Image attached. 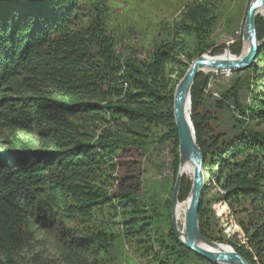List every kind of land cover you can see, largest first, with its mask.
Wrapping results in <instances>:
<instances>
[{
    "label": "trees",
    "instance_id": "trees-1",
    "mask_svg": "<svg viewBox=\"0 0 264 264\" xmlns=\"http://www.w3.org/2000/svg\"><path fill=\"white\" fill-rule=\"evenodd\" d=\"M107 1L0 0V240H18L19 232L30 228L29 218L36 230L50 228L55 213L43 208L45 193L52 200L73 198L71 214H64L67 220L102 227L73 238L79 249H101L115 240L103 228L108 225L101 220L104 205L121 218L110 224L120 225L124 235L150 239L155 219L145 213L154 212V206L149 209L134 187H122L126 176L116 177L122 164L118 157L166 139L177 171L175 87L201 56L187 54L182 36L203 35L216 15L204 5L187 7L173 21L170 39L139 58L132 47L117 46L105 24ZM255 23L263 41L244 69L251 83L250 102L240 106L228 93L214 100L217 107L232 104L244 119L232 114L227 130L209 124L211 116L202 103L209 78L202 72L190 91V119L207 174L198 210L201 234L228 244L248 264H264V131L256 123L264 122V15L257 14ZM181 54L187 62L179 59ZM72 176L84 185L79 187ZM118 178L119 190L110 192ZM191 185L183 175L179 201L187 199ZM212 188L215 200L243 215L236 221L244 237L210 234L205 195ZM167 235L180 251L157 238L164 259L174 255L178 262L194 253L173 228Z\"/></svg>",
    "mask_w": 264,
    "mask_h": 264
},
{
    "label": "rangeland",
    "instance_id": "rangeland-1",
    "mask_svg": "<svg viewBox=\"0 0 264 264\" xmlns=\"http://www.w3.org/2000/svg\"><path fill=\"white\" fill-rule=\"evenodd\" d=\"M250 2L251 0H108L109 11L105 24L115 34L119 48L132 47L137 56L143 58L154 46L170 39L173 21L177 20L187 7L204 5L209 8L207 9L210 10L209 13L216 15L215 22L210 28L205 29L203 35L198 32L183 35L185 51L193 59L198 54L215 56L225 51L239 58L248 40L245 35V23ZM210 20L212 22L213 18ZM199 40H203L202 43H199ZM234 50H238V53H234ZM179 59L187 62L185 54H181ZM201 72L208 76V80L213 81V86L220 96L228 93L231 102L237 101L240 106L250 102L251 83L248 73L244 70L229 72L212 69ZM214 100L215 98L210 95L202 96V103L211 116L209 124L217 130H227L234 122L232 112L228 105L217 107ZM256 123L257 128L264 131V122ZM171 149L170 140L165 139L162 142L155 141L149 144L143 152L133 150L128 154H120L118 160L122 164L116 172V177L126 176V178L121 179L123 182L118 178L110 189V192L119 190L120 182L125 189L132 186L140 199L150 204L149 209L154 206V212L145 213V216L153 215L155 219V223L150 227L149 240L145 235L139 236L137 240L124 235L120 225L110 224L119 222L121 218L118 215L117 218L113 217L112 206L104 205L101 220L103 224L109 226L103 228L106 232L115 235V240L105 248L79 249L73 243V238L84 237L88 231L102 227L100 225L97 227V224L92 222L67 220L64 214H71L68 205L75 206L73 198L61 197L59 200H52L45 193L42 206L49 213H55L54 223L49 229L36 230L32 219L29 218L30 228L22 229L18 240L11 242L0 240V264L10 262H14L13 264H161L159 260L164 259L165 252L158 249L157 238H162L169 245H173V252L180 251L167 235L171 227L179 239L177 229L181 228V221L174 220L171 205L179 168L178 166L177 171H174ZM206 175L205 173V180ZM71 178L73 182L79 184V187L84 185L76 176ZM188 179L191 180L190 177ZM216 198L217 193L214 188L208 190L205 195V199L208 200L205 207L210 216V234L214 237L226 238L238 233L241 238L244 237L236 221L237 216L243 218V215H236L226 202L217 201ZM169 200L170 204H168ZM207 240L228 245L219 240ZM164 260L166 263L162 264H210L195 253H187L186 257L178 262L174 261V255H169Z\"/></svg>",
    "mask_w": 264,
    "mask_h": 264
},
{
    "label": "water",
    "instance_id": "water-1",
    "mask_svg": "<svg viewBox=\"0 0 264 264\" xmlns=\"http://www.w3.org/2000/svg\"><path fill=\"white\" fill-rule=\"evenodd\" d=\"M261 6H264V0H251L248 7L245 35L250 44V49L245 57L226 61L215 59L214 56H200L192 61L175 87L173 116L178 137V166L180 167L182 163L189 161L194 168L193 178L191 179L192 185L189 193L191 194V199L185 216V236L184 239L179 240L188 250H191L209 263L248 264V262L231 246L226 245L228 250L214 252L197 245V241L201 238H205L201 234L198 220V210L205 181L204 159L196 143L194 128L190 119V111L188 119L185 117V107L188 105V108L191 109L190 91L197 75L202 71L203 67L209 66L217 71L233 72L244 70L252 64L257 50L263 41L258 39L255 23L257 9ZM182 176L178 168L171 197L172 208L174 204L178 202L177 196Z\"/></svg>",
    "mask_w": 264,
    "mask_h": 264
},
{
    "label": "bare ground",
    "instance_id": "bare-ground-1",
    "mask_svg": "<svg viewBox=\"0 0 264 264\" xmlns=\"http://www.w3.org/2000/svg\"><path fill=\"white\" fill-rule=\"evenodd\" d=\"M257 14H264V6H261L257 9ZM249 49H250V44L247 40L243 46V49L241 51L239 58L245 57L248 54ZM205 56H208V55H205ZM214 58L218 59V60L229 61V60H234L236 58V56L233 55L232 53H230L229 51H225L221 54L215 55ZM212 69L213 68L206 66V67H203L202 70L208 71V70H212ZM189 111H190V109L188 108V105H186L185 117L187 119L189 116ZM179 172L182 175H186V176H188V178L190 177L192 179L193 173H194L193 165L191 164V162L185 161L184 163H182L180 165ZM190 199H191V194L188 195L186 200H184L183 202H177L173 206L174 220L175 221H179V220L181 221V228L177 229L179 239H184V236H185V216H186L189 204H190ZM197 245H199L202 248H206V249H209L211 251H214V252H221V251L228 250V248L225 244H222L219 242H214V241H209L206 238H201L199 241H197Z\"/></svg>",
    "mask_w": 264,
    "mask_h": 264
},
{
    "label": "built area",
    "instance_id": "built-area-1",
    "mask_svg": "<svg viewBox=\"0 0 264 264\" xmlns=\"http://www.w3.org/2000/svg\"><path fill=\"white\" fill-rule=\"evenodd\" d=\"M204 94L205 95H210L211 97L215 98V99H220V95L219 93L215 90L214 86H213V81L212 80H208L206 86L203 89ZM232 114L238 118V119H244L243 115L232 105L229 104L228 105Z\"/></svg>",
    "mask_w": 264,
    "mask_h": 264
}]
</instances>
